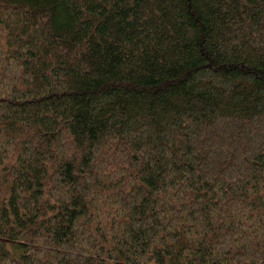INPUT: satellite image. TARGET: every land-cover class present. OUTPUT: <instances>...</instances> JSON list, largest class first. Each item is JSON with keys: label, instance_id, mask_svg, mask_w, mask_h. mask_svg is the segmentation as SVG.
<instances>
[{"label": "trees", "instance_id": "obj_1", "mask_svg": "<svg viewBox=\"0 0 264 264\" xmlns=\"http://www.w3.org/2000/svg\"><path fill=\"white\" fill-rule=\"evenodd\" d=\"M0 264H264V0H0Z\"/></svg>", "mask_w": 264, "mask_h": 264}]
</instances>
